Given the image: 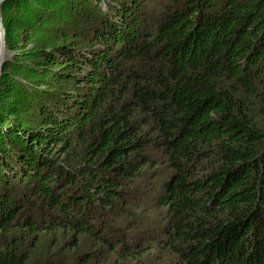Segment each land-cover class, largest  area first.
<instances>
[{
  "label": "trees",
  "instance_id": "16d2710c",
  "mask_svg": "<svg viewBox=\"0 0 264 264\" xmlns=\"http://www.w3.org/2000/svg\"><path fill=\"white\" fill-rule=\"evenodd\" d=\"M0 7V264H264V0Z\"/></svg>",
  "mask_w": 264,
  "mask_h": 264
},
{
  "label": "rangeland",
  "instance_id": "374dc122",
  "mask_svg": "<svg viewBox=\"0 0 264 264\" xmlns=\"http://www.w3.org/2000/svg\"><path fill=\"white\" fill-rule=\"evenodd\" d=\"M3 1H5V0H2V2ZM1 2V3H2ZM1 3H0V6H1ZM0 18L2 19V15H1V7H0ZM5 35V34H4ZM4 40H5V37H4ZM8 53H10L9 51H7L6 50V46H5V44H4V52H3V60H4V58L7 56V55H9ZM3 63V62H2ZM1 68H2V66H1ZM161 173H162V171H160ZM162 177H165V174H163L162 173ZM148 185H146L145 187H147ZM157 191H155V192H153V193H151V194H149V192H148V195L150 196V200H147L148 199V195L145 193V194H143V197L142 198H139V200L141 201V203L142 204H144V203H146V209H148V210H152L153 209V205H152V197L154 196V194L156 193ZM147 201V202H146ZM145 206V205H144ZM150 212H152V211H150ZM149 217V216H148ZM154 217V216H153ZM152 220V219H151ZM143 228V226H139V227H135V229H142ZM156 254V253H155ZM154 257L156 256V255H153ZM153 259V258H152ZM164 261L163 262H161V263H158V264H168V260H167V258L166 257H164V259H163Z\"/></svg>",
  "mask_w": 264,
  "mask_h": 264
},
{
  "label": "water",
  "instance_id": "95a60500",
  "mask_svg": "<svg viewBox=\"0 0 264 264\" xmlns=\"http://www.w3.org/2000/svg\"><path fill=\"white\" fill-rule=\"evenodd\" d=\"M1 2L2 0H0V3ZM4 44H5L4 29L2 25V19L0 18V70H1L2 62H3Z\"/></svg>",
  "mask_w": 264,
  "mask_h": 264
}]
</instances>
